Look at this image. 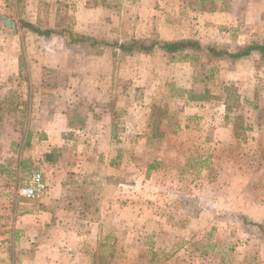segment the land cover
<instances>
[{
	"label": "rangeland",
	"instance_id": "obj_1",
	"mask_svg": "<svg viewBox=\"0 0 264 264\" xmlns=\"http://www.w3.org/2000/svg\"><path fill=\"white\" fill-rule=\"evenodd\" d=\"M0 16V264H264L258 53L124 55L21 28L235 51L264 45V0H0ZM35 171L46 194L21 198Z\"/></svg>",
	"mask_w": 264,
	"mask_h": 264
},
{
	"label": "trees",
	"instance_id": "obj_2",
	"mask_svg": "<svg viewBox=\"0 0 264 264\" xmlns=\"http://www.w3.org/2000/svg\"><path fill=\"white\" fill-rule=\"evenodd\" d=\"M0 21H3V23H5L8 27L15 26V23L13 21L3 18L1 16H0ZM21 28L26 29L40 37H45V38H48L53 34H60V35L68 34L70 38V43L87 44L91 49H95L102 46L115 48L124 55H129L133 53L150 54L154 52L156 49H158L171 55L186 53L185 55L186 58L195 55V53L196 54L205 53V55L208 56L209 61H220V60L236 61L249 57L254 53H258L260 55V59L264 61V45L256 44V43L244 45L237 48L235 51H230L225 48H217L213 45L203 46L200 44V42L192 39L169 41V42H159L156 40L153 41L132 40L130 42L120 43L118 41L108 42L106 40H99L88 36H78V35H74L69 31H64V32L62 31L61 33H58L57 31H53L50 29L42 30L39 27L35 26L34 24L22 22V21H21ZM51 158L52 157H49V159ZM150 167L153 168L152 166Z\"/></svg>",
	"mask_w": 264,
	"mask_h": 264
},
{
	"label": "built area",
	"instance_id": "obj_3",
	"mask_svg": "<svg viewBox=\"0 0 264 264\" xmlns=\"http://www.w3.org/2000/svg\"><path fill=\"white\" fill-rule=\"evenodd\" d=\"M47 192V183L40 171L32 172L29 181L18 189L21 198L35 200Z\"/></svg>",
	"mask_w": 264,
	"mask_h": 264
}]
</instances>
